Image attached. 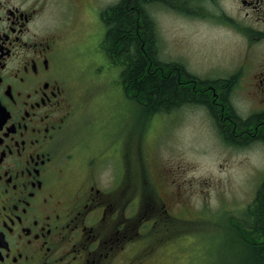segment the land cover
<instances>
[{"label": "flooded vegetation", "instance_id": "flooded-vegetation-1", "mask_svg": "<svg viewBox=\"0 0 264 264\" xmlns=\"http://www.w3.org/2000/svg\"><path fill=\"white\" fill-rule=\"evenodd\" d=\"M236 4L237 14L218 4L214 15L250 47L259 44L256 61L248 52L250 61L223 75L197 79L182 72L187 84L179 77L183 88L207 100L226 146L264 155V0ZM109 6L104 0H0V264H143L157 254L152 242L136 253L142 234L134 222L140 211L130 216L128 149L123 163L101 152L88 162L85 182H68L77 107L69 38L90 37L95 24L88 18L104 26ZM155 191L171 216L172 199ZM260 196L262 203L264 174L249 209Z\"/></svg>", "mask_w": 264, "mask_h": 264}, {"label": "rangeland", "instance_id": "rangeland-1", "mask_svg": "<svg viewBox=\"0 0 264 264\" xmlns=\"http://www.w3.org/2000/svg\"><path fill=\"white\" fill-rule=\"evenodd\" d=\"M212 1H189L191 12L183 11L182 4L178 9L155 4L150 10L161 60L178 62L183 73L197 79H211L245 64L248 52L255 62L260 50L259 44L250 47L241 34L225 26L221 14L214 15L218 4L237 14L238 0ZM197 8L200 11L192 13ZM84 22L95 24L90 37L84 33L69 38L77 107L71 136L76 161L68 170V182L72 187L85 182L88 162L101 152L115 154L123 163L122 149H128L130 216L140 211L134 222L142 234L136 253L148 242L158 245L157 254L143 264H242L234 250L229 253L225 238L231 216H244L254 198L264 174L263 151L226 146L203 103H182L177 110L170 108V114L144 113L124 93L122 67L110 59L114 66L108 64L104 52L97 51L108 27L91 18ZM155 188L167 201L172 199L171 216L165 217ZM152 219L157 223L150 230L145 224Z\"/></svg>", "mask_w": 264, "mask_h": 264}, {"label": "trees", "instance_id": "trees-1", "mask_svg": "<svg viewBox=\"0 0 264 264\" xmlns=\"http://www.w3.org/2000/svg\"><path fill=\"white\" fill-rule=\"evenodd\" d=\"M171 4L170 0H119L106 12L109 26L104 48L108 55L122 67V83L126 93L142 107L159 112L163 108L179 107L182 103L207 101L197 97L191 88H183L190 78L181 74L178 62H163L157 25L151 16L155 4ZM167 4V5H168ZM175 8V7H173ZM248 209L247 228L240 216H231L226 233V247L234 250L242 264H264V200ZM255 213H253V211ZM226 254V253H225Z\"/></svg>", "mask_w": 264, "mask_h": 264}]
</instances>
